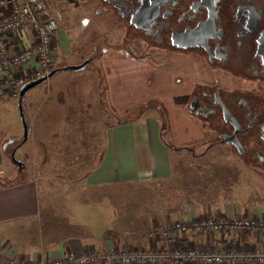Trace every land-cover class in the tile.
<instances>
[{
    "label": "crops",
    "instance_id": "0c3cea01",
    "mask_svg": "<svg viewBox=\"0 0 264 264\" xmlns=\"http://www.w3.org/2000/svg\"><path fill=\"white\" fill-rule=\"evenodd\" d=\"M44 2L50 11L47 0ZM113 72L109 75L112 78L106 77L115 80L111 92L121 93L122 102L128 100L125 108H134L132 105L140 94L136 86L140 84L134 80L121 87L122 76ZM107 93L106 89L104 95ZM52 115L45 109L41 123L43 119L53 122ZM82 120L76 124L78 139L75 136L70 140L76 149L74 160L64 158L66 155L61 153V146H65L68 137L65 126L58 127L54 123L38 126L33 122L27 127V138L16 147L17 132L0 133V161L5 160L6 150L15 147L14 156L24 167L33 168L23 177L18 171L10 182L0 180L1 250L19 251L25 260H39L66 252L77 254L90 247L102 251L110 247L161 244L157 238L150 241L145 235L154 218L150 211L127 205V195L118 199L119 191L132 192L138 185L169 176L170 149L160 137V126L143 113L123 121L107 122L104 118L99 126L100 141H97L95 124L88 118ZM98 143H101L100 154L96 152ZM216 213L227 217L242 215L220 209L212 212ZM243 214L264 217V209L257 207L254 212ZM198 215H168L158 220H188ZM171 243L214 249L222 246L264 248V236L258 237L250 231H191L173 236Z\"/></svg>",
    "mask_w": 264,
    "mask_h": 264
},
{
    "label": "flooded vegetation",
    "instance_id": "af4514ba",
    "mask_svg": "<svg viewBox=\"0 0 264 264\" xmlns=\"http://www.w3.org/2000/svg\"><path fill=\"white\" fill-rule=\"evenodd\" d=\"M95 2L128 37L117 47L131 45L133 67L125 70L137 77L120 76L121 87L140 84L133 118L153 108L155 122L169 124L172 143L162 134L165 124L160 129L168 149L193 155L196 142L221 145L264 179V0ZM178 119L185 123L173 128Z\"/></svg>",
    "mask_w": 264,
    "mask_h": 264
},
{
    "label": "rangeland",
    "instance_id": "374dc122",
    "mask_svg": "<svg viewBox=\"0 0 264 264\" xmlns=\"http://www.w3.org/2000/svg\"><path fill=\"white\" fill-rule=\"evenodd\" d=\"M47 2L50 13L55 15L57 21L51 63V68L56 72L44 82L27 89L20 101V108L27 127L33 125V122L38 126L47 123H54L58 127L65 126V129H68L66 132L68 137L65 146H61V150L63 149L61 153L66 155L64 158L74 160L77 154L75 145L70 140L75 136L78 139L79 131L76 124L82 118V121L88 118L95 124L96 140L100 141L99 126L104 118L110 122L128 113L127 116L132 119L136 114V107L134 109L124 107L128 104V100L122 102L119 96L121 93L111 92L115 80H107L106 77L112 78L109 75L113 71L120 75H122L121 71H125V75L129 77H137V75L127 73L125 70L127 66L133 67L132 56H128L131 52L129 41H125L124 46L117 47L121 38L128 37L125 32L117 28L114 21L107 18L109 14L96 10L98 5L95 0H81L76 4L63 0H47ZM120 55L126 57L123 63L121 60L120 63L117 61L116 57ZM142 56L145 58L147 54L143 53ZM85 58L90 60L84 68L64 69L69 64L81 63ZM102 75L105 76V81ZM148 75L146 73L140 80ZM105 88L109 92L106 96ZM99 98H104L105 107L98 102ZM45 109L52 112L53 122H46L43 119L42 124L41 116ZM142 113L154 119L158 116L153 108L144 109ZM182 121V119L173 120L172 127L183 125ZM158 125L160 129L162 127V134L172 143L169 124L163 121ZM12 132H17L16 140L19 141L23 130L17 98L0 97V133ZM75 142L78 143L77 140ZM201 144V141L194 144L196 154L193 155L184 150L175 152L170 150L169 176L153 179L145 185H138L132 189V192L119 191L118 199L127 195V205L131 204L130 206L134 208L150 211L154 217L152 221H159L158 218H165L168 215L175 217L179 214L203 215L217 209L241 214L252 213L257 207L264 209V179L247 172L240 160L225 147L215 145L207 149ZM97 147L96 152L100 154L101 143H98ZM10 150H6L5 160L0 161V171H3L0 172V180L6 179L8 182L18 172L11 157H8ZM198 152L201 154H197ZM28 169L33 168L23 167L19 171L20 175L23 177Z\"/></svg>",
    "mask_w": 264,
    "mask_h": 264
},
{
    "label": "built area",
    "instance_id": "2783aa9c",
    "mask_svg": "<svg viewBox=\"0 0 264 264\" xmlns=\"http://www.w3.org/2000/svg\"><path fill=\"white\" fill-rule=\"evenodd\" d=\"M79 3L81 0H65ZM57 21L44 0H0V97L19 96L20 88L51 69L53 36ZM250 231L264 236V217L251 215L203 214L188 220L152 221L146 230L150 241L161 244L131 248L93 247L48 259L28 260L0 249V264H264V248L175 245L172 237L185 232Z\"/></svg>",
    "mask_w": 264,
    "mask_h": 264
},
{
    "label": "water",
    "instance_id": "95a60500",
    "mask_svg": "<svg viewBox=\"0 0 264 264\" xmlns=\"http://www.w3.org/2000/svg\"><path fill=\"white\" fill-rule=\"evenodd\" d=\"M89 60H90V58H85L84 60H82L81 63L69 64V65L65 66L64 69H66V70H79V69H82V68H84L87 65L86 63H88ZM55 72H56V70L51 68L46 76L37 78L35 80H32L31 82L24 84L20 88L19 96L17 97V105L19 106L20 117L22 118V130H23V132H22L21 138L19 139V141H17V145H15V147L18 146V145H21V142H23L28 136L27 126L25 124V119L23 118V115L21 113V108H20V101L22 99L23 94L25 93V91L27 89L31 88L33 85L42 83L45 80H47V78L50 77L51 75H53ZM15 147L10 150L8 157L9 156L11 157L10 159L12 160V163L15 164L16 169H18V171H21L22 168L24 167V165H23V162L20 159H18L16 156H14Z\"/></svg>",
    "mask_w": 264,
    "mask_h": 264
},
{
    "label": "trees",
    "instance_id": "16d2710c",
    "mask_svg": "<svg viewBox=\"0 0 264 264\" xmlns=\"http://www.w3.org/2000/svg\"><path fill=\"white\" fill-rule=\"evenodd\" d=\"M116 119H117V120H122V121H123V119H121L120 117H119V118H118V117H116Z\"/></svg>",
    "mask_w": 264,
    "mask_h": 264
}]
</instances>
